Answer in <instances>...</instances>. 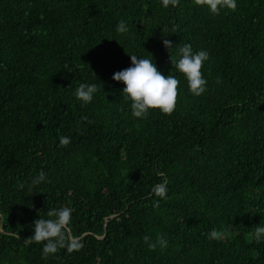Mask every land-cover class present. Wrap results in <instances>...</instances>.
Masks as SVG:
<instances>
[{"label": "trees", "instance_id": "1", "mask_svg": "<svg viewBox=\"0 0 264 264\" xmlns=\"http://www.w3.org/2000/svg\"><path fill=\"white\" fill-rule=\"evenodd\" d=\"M164 38L173 57L183 44L209 52L203 95L175 71ZM148 54L180 79L179 102L170 116L137 119L112 77ZM81 83L100 89L87 105ZM39 173L47 181L33 187ZM164 179L167 199L152 191ZM64 206L82 248L45 257L27 239ZM260 223L264 0L220 15L194 0H0V264H264V241L250 235ZM213 228L230 235L211 240ZM146 234L168 247L150 251Z\"/></svg>", "mask_w": 264, "mask_h": 264}, {"label": "clouds", "instance_id": "2", "mask_svg": "<svg viewBox=\"0 0 264 264\" xmlns=\"http://www.w3.org/2000/svg\"><path fill=\"white\" fill-rule=\"evenodd\" d=\"M194 3L200 7H207L213 15H220L224 9L230 11L237 10V0H194ZM164 8L169 6L175 8L179 6L180 0H161ZM116 31L126 34L130 31L126 22L121 20L117 24ZM167 31V29H165ZM173 32L176 28L172 29ZM167 37V36H163ZM163 45L170 50V62L176 72L181 74L187 82L191 94L196 97L203 95L207 91L208 81L204 78L203 68L207 61L210 60L209 52L199 50L194 52L191 44H183L178 47V57L171 55L173 44L169 39H163ZM177 47V46H176ZM175 47V48H176ZM138 58L131 55V66L127 69L114 73L112 79L116 82H122L123 95L131 101V115L137 119H146L151 111H159L163 115H171L176 110L179 102L180 79L172 73L167 77L164 76L157 68L153 57ZM217 78V83H221ZM100 91L97 84L81 83L75 90L76 99L82 101L85 105L92 102L94 95ZM82 119L87 120V117ZM61 147H66L71 143V138L61 135L59 137ZM163 176V173L160 174ZM47 177L44 173H39L31 181L34 187L42 182H46ZM168 181L164 179L161 183L154 185L152 191L155 196L161 199H167ZM23 188V185H20ZM155 208H159L157 201ZM73 209L71 207H61L59 209H49L46 212L47 219L40 218L34 221V234L28 238L29 242L43 243V255L47 257L55 254L59 249L66 248L69 252L79 250L82 244L78 243L76 238H69L67 235L68 226L72 220ZM230 235L227 230H217L213 228L208 233L211 240H223ZM256 243L264 241V223L254 227L250 234ZM144 243L148 245L150 251H155L159 246L162 250L168 247V241L160 234L156 236L155 241L150 235L142 237Z\"/></svg>", "mask_w": 264, "mask_h": 264}]
</instances>
